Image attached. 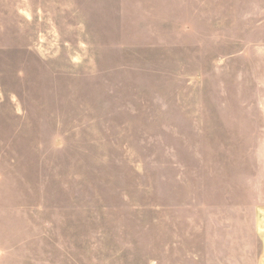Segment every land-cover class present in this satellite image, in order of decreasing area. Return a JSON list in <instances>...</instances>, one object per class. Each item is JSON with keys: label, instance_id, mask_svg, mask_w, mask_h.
Instances as JSON below:
<instances>
[{"label": "rangeland", "instance_id": "374dc122", "mask_svg": "<svg viewBox=\"0 0 264 264\" xmlns=\"http://www.w3.org/2000/svg\"><path fill=\"white\" fill-rule=\"evenodd\" d=\"M264 0H0V264H259Z\"/></svg>", "mask_w": 264, "mask_h": 264}, {"label": "crops", "instance_id": "0c3cea01", "mask_svg": "<svg viewBox=\"0 0 264 264\" xmlns=\"http://www.w3.org/2000/svg\"><path fill=\"white\" fill-rule=\"evenodd\" d=\"M255 213L257 214L258 223L256 224V231L260 237L261 243V258L259 260V264H264V203L261 205H257L255 208Z\"/></svg>", "mask_w": 264, "mask_h": 264}]
</instances>
